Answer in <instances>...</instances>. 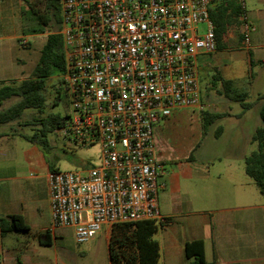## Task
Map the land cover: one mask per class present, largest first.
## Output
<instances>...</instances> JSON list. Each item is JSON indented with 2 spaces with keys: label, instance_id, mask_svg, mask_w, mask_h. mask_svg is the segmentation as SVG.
Masks as SVG:
<instances>
[{
  "label": "built area",
  "instance_id": "obj_1",
  "mask_svg": "<svg viewBox=\"0 0 264 264\" xmlns=\"http://www.w3.org/2000/svg\"><path fill=\"white\" fill-rule=\"evenodd\" d=\"M215 1L59 0L65 68L57 97L67 111L57 128L75 147L97 144L101 154L97 166L48 172L52 230L71 228L83 244L103 225L164 221L166 169L154 128L166 110L202 108L198 58L217 50ZM239 20L248 43L256 28L246 12Z\"/></svg>",
  "mask_w": 264,
  "mask_h": 264
},
{
  "label": "crops",
  "instance_id": "obj_2",
  "mask_svg": "<svg viewBox=\"0 0 264 264\" xmlns=\"http://www.w3.org/2000/svg\"><path fill=\"white\" fill-rule=\"evenodd\" d=\"M23 7V0H0V34L4 40L27 38L28 35L23 34ZM245 12L256 30L249 35V42L245 43L239 25L240 49L230 50V78L227 79L234 82L232 88L234 86L238 91L244 80L249 79L250 87L254 80L250 55L255 61L264 59V8L251 11L245 8ZM225 50L212 54L216 57ZM210 55L199 56V71L208 66L207 57ZM224 58H217L214 66L222 64ZM239 60L246 61L249 70H243ZM219 93L223 95L221 91ZM261 94L264 92L257 93L253 100L248 96L246 102H253V106L245 112L241 104L231 98L230 113L214 111L210 109L216 107L212 100L207 101L201 96L200 109L183 107L161 114L153 135L156 157L166 169L160 179L164 186L158 197L159 211L166 225L153 235L159 245L156 264H187L185 244L195 240L203 241L208 262L264 264V196L244 171L245 157L254 151L251 137L261 125L259 110L262 100L258 99ZM233 103H239L241 111L237 108L233 110ZM196 109L200 110V139L190 138L189 134L177 127L182 119H192ZM206 110L227 114L224 118L230 117V121L236 122L234 128L230 129V154L213 157L200 152L204 136L208 133V130L204 133L202 127V112ZM254 116L257 117L256 122L250 125ZM249 125L251 131L240 132V128ZM221 127L219 136H215L217 128L214 131L215 138L224 135L225 130ZM2 138L4 135L0 134ZM30 145L23 153V161L33 171L28 176H21L19 168L9 167L8 161L10 157L15 158V154L0 149V216L20 215L30 231L40 230L38 234L41 237L37 242L43 246L40 241L47 240L51 244L53 233L47 178L50 169L42 148L31 142ZM46 224L49 226L46 227ZM102 230V246L107 252L108 264H111L108 249L110 226L103 225L100 232ZM46 232L49 239L42 236ZM15 241V236L5 242L4 237L0 236V264H18V254L19 264H53L31 240L21 246Z\"/></svg>",
  "mask_w": 264,
  "mask_h": 264
},
{
  "label": "rangeland",
  "instance_id": "obj_3",
  "mask_svg": "<svg viewBox=\"0 0 264 264\" xmlns=\"http://www.w3.org/2000/svg\"><path fill=\"white\" fill-rule=\"evenodd\" d=\"M28 1L35 2L42 11L44 10V0ZM244 5L248 11L263 9L264 1L244 0ZM55 23L56 22L53 21L51 24L52 26L47 28L44 34H31L26 32L27 34L24 35H28L26 39L29 41V44L27 45H20L19 42L15 40L6 41L0 34V86L10 83L17 84L21 79L31 77L33 69L39 61L41 50L46 42L47 34L57 31V25ZM25 24L28 26L27 22ZM203 29L204 26L199 27V30ZM239 35V28L237 26L232 27L226 37L225 52L218 53L216 57H214L213 54L208 56V66L203 67L199 71L201 96L203 99L207 98V101L212 100V103H214L216 107H211L210 109L217 112L226 111L230 113V100L219 93L222 88L221 83L214 81L213 75L218 72L222 77L230 78V50L237 51L240 49L241 40L239 39ZM216 52L218 51L216 50ZM216 52H214V54ZM219 57L220 59L223 57L225 58L222 60V64H216V66H214V63H216V60ZM239 64L243 67V70H249V64L246 61L239 60ZM251 70L254 72V80L251 87L249 79H246L243 81L242 88L249 92V95L253 100L256 98L257 93L264 92V67L254 65L251 67ZM46 85L48 100L41 113L33 109H27L18 120L0 125V134L4 135V138L0 139V149H6L9 153L16 155L15 158L10 157L8 163L10 168H19L18 170L21 176H28L29 173H33L23 161V153L31 145L22 135L31 136L40 128V125L25 126V123L33 117L44 118L51 114L61 117L64 116L67 111L66 102L61 96L59 97L57 104L52 105L54 98L57 96V78L55 76L50 77L47 80ZM16 100V98H11L5 101L3 103V108L9 107L16 102ZM233 104V110L237 108L241 111L239 103ZM199 111L200 110L196 109L192 113V119H182L177 123V127L189 134L190 138L200 139L201 137L200 131H198L200 126ZM256 118L257 117L255 116L252 117L250 125H254ZM235 124L236 122L234 120L230 121V117H223L222 120L214 123L209 127L207 135L204 136L200 152L206 155L209 154L213 157L230 154V129L234 128ZM219 125L223 126L225 133L221 138H215L213 133ZM250 125L245 128H240V132L243 131V133H248L251 131L249 128ZM45 138L47 144L41 146V148L48 162L58 170L66 171L93 167L97 166L100 162L101 151L97 144L86 148L75 147L59 134L57 127L53 131L47 132ZM256 147V143H254V150H256ZM48 226L49 225L46 224V227ZM38 233H40V230L38 229L29 232L9 233L4 237V242L11 236L17 237L15 243L17 242L18 246L31 240L33 242L32 244L35 243L53 264H108L107 252L102 246V242L104 241L103 230L93 240L87 243L78 244L75 241L74 232L71 228H56L53 230V233L51 232V244L47 246H41L38 244L37 239L41 237Z\"/></svg>",
  "mask_w": 264,
  "mask_h": 264
},
{
  "label": "trees",
  "instance_id": "obj_4",
  "mask_svg": "<svg viewBox=\"0 0 264 264\" xmlns=\"http://www.w3.org/2000/svg\"><path fill=\"white\" fill-rule=\"evenodd\" d=\"M25 5L21 10L23 34H44L50 28L52 22L57 25L56 32H50L46 36V42L41 50L38 63L35 65L31 77L16 83L0 86V125L18 120L27 109H33L41 113L48 100L47 80L56 78L64 71L65 61L62 49V37L59 33L61 22V10L59 0H44L42 11L35 2L23 0ZM245 12L240 0H218L211 4L209 16L214 25V35L217 50L226 48V37L230 28L240 25L239 17ZM28 23V26L25 23ZM258 64L264 67V59L253 60L250 55V65ZM213 80L221 83V93L241 104L242 111L249 110L253 103L246 102L249 92L243 88H232L233 81L224 78L220 73L213 75ZM58 89L56 90L57 93ZM231 95V96H230ZM11 98L16 102L3 108V103ZM262 104L259 110L261 125L255 129L251 137L256 143V150L245 157V174L253 181L259 193L264 196V94L259 95ZM58 97L54 98L52 105H56ZM227 114H219L208 110L202 112V127L204 133L219 119ZM60 117L48 115L44 118L33 117L25 123V126L40 125L39 130L31 136L22 135L24 139L38 146L47 144L45 135L59 126ZM222 127L215 131L219 136ZM50 171L56 168L48 162ZM166 222L156 223L154 220H139L135 222L116 223L110 227L109 234V259L111 264H156L159 258V245L153 239V235L164 228ZM30 228L20 215L0 216V236L5 237L9 233L29 232ZM46 232L43 237H47ZM41 244L50 245L49 241H40ZM187 264H214L205 258L204 243L202 240L190 241L185 244ZM19 264V254L17 257Z\"/></svg>",
  "mask_w": 264,
  "mask_h": 264
}]
</instances>
